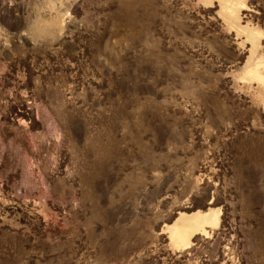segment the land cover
<instances>
[{
    "label": "rangeland",
    "instance_id": "1",
    "mask_svg": "<svg viewBox=\"0 0 264 264\" xmlns=\"http://www.w3.org/2000/svg\"><path fill=\"white\" fill-rule=\"evenodd\" d=\"M0 264H264V0H0Z\"/></svg>",
    "mask_w": 264,
    "mask_h": 264
},
{
    "label": "bare ground",
    "instance_id": "2",
    "mask_svg": "<svg viewBox=\"0 0 264 264\" xmlns=\"http://www.w3.org/2000/svg\"><path fill=\"white\" fill-rule=\"evenodd\" d=\"M252 76L257 77V72L252 71ZM216 220L214 212L204 214L202 216L193 215L190 218L179 216L178 220L169 228V237L174 245L186 244V238L189 233L195 230H203V225L213 223Z\"/></svg>",
    "mask_w": 264,
    "mask_h": 264
}]
</instances>
